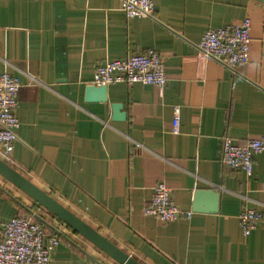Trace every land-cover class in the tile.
<instances>
[{"label": "crops", "instance_id": "crops-1", "mask_svg": "<svg viewBox=\"0 0 264 264\" xmlns=\"http://www.w3.org/2000/svg\"><path fill=\"white\" fill-rule=\"evenodd\" d=\"M127 18L122 0H0V73L19 78L18 139L7 163L142 264H264V217L244 236L239 214L264 216V151L250 175L221 163L224 136L264 134V2L154 0ZM250 18V62L236 70L203 59L209 28ZM156 50L167 85L116 83L86 101L97 66ZM122 103L125 120H114ZM181 106L180 133L172 129ZM164 181L184 210L198 190L218 211L162 222L144 214ZM29 209L60 236L51 264H118L0 175L1 229Z\"/></svg>", "mask_w": 264, "mask_h": 264}, {"label": "built area", "instance_id": "built-area-1", "mask_svg": "<svg viewBox=\"0 0 264 264\" xmlns=\"http://www.w3.org/2000/svg\"><path fill=\"white\" fill-rule=\"evenodd\" d=\"M122 9L127 18L153 16L154 0H122ZM250 18L237 24L209 28L197 44L203 59L215 60L236 70L250 62L251 50ZM165 59L156 50L146 53L128 54L124 58L110 60L96 67L93 84L110 86L125 83L131 86L143 83L157 86L161 92L167 85ZM21 88L19 78L10 73H0V158L11 160L20 120L16 115ZM181 106H174L173 132L180 133ZM264 151V134L251 137L241 144L232 137L224 136L221 148L223 166L241 170L250 175L254 168V156ZM192 210L181 209L172 198V188L164 181L154 187L150 203L144 210L162 222L181 218L190 219ZM263 212L253 207H244L239 222L244 236H249L263 221ZM60 243V236L50 233L46 225L33 215L13 217L1 229L0 264H51L52 252Z\"/></svg>", "mask_w": 264, "mask_h": 264}, {"label": "water", "instance_id": "water-1", "mask_svg": "<svg viewBox=\"0 0 264 264\" xmlns=\"http://www.w3.org/2000/svg\"><path fill=\"white\" fill-rule=\"evenodd\" d=\"M264 2V0H261ZM109 86H97L91 84L86 88V101H108ZM122 103H112V117L114 120H125L127 112L123 110ZM0 175L27 194L38 205L50 212L54 217L72 228L73 231L90 241L102 252L114 259L118 264H142L132 255L124 251L100 231L90 226L66 206L57 201L49 193L36 186L26 176L16 170L9 163L0 158ZM221 194L215 190H198L194 194V211L216 212L219 208ZM28 211L38 221L51 227L50 223L40 214L28 208Z\"/></svg>", "mask_w": 264, "mask_h": 264}, {"label": "trees", "instance_id": "trees-1", "mask_svg": "<svg viewBox=\"0 0 264 264\" xmlns=\"http://www.w3.org/2000/svg\"><path fill=\"white\" fill-rule=\"evenodd\" d=\"M29 215H31V214H28V215H26V213H23V214H20V216H29ZM36 219V218H35ZM37 220V219H36ZM70 230H72V228H70L69 226H67ZM46 229L49 231V230H51V231H53V229H51L50 227H48V226H46ZM75 232V231H74ZM54 233V232H53Z\"/></svg>", "mask_w": 264, "mask_h": 264}, {"label": "rangeland", "instance_id": "rangeland-1", "mask_svg": "<svg viewBox=\"0 0 264 264\" xmlns=\"http://www.w3.org/2000/svg\"><path fill=\"white\" fill-rule=\"evenodd\" d=\"M11 165V164H10ZM37 213V212H36ZM41 215V214H40ZM42 216V215H41ZM43 217V216H42ZM44 218V217H43Z\"/></svg>", "mask_w": 264, "mask_h": 264}]
</instances>
